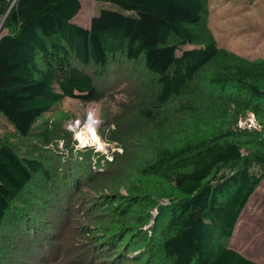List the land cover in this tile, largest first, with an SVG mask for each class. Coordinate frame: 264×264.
I'll return each instance as SVG.
<instances>
[{
  "label": "trees",
  "instance_id": "obj_1",
  "mask_svg": "<svg viewBox=\"0 0 264 264\" xmlns=\"http://www.w3.org/2000/svg\"><path fill=\"white\" fill-rule=\"evenodd\" d=\"M93 1L112 7L100 9L86 29L72 22L79 0H0V117L21 140L41 128L32 136L35 146L66 144L70 135L55 129L66 113L57 111L49 123L46 114L65 98L103 100L100 82L110 65L118 58L140 62L145 79L136 104L121 112L103 140L126 154L138 135L135 144L152 150L153 158L141 171V188L132 181L127 198L114 195L105 208L122 223L112 227L118 231L109 250L130 253L137 227L127 212L144 204L158 210L152 239L161 257L144 262L141 254L127 262L259 264L229 241L264 180V59L220 48L206 25L205 0ZM247 113L259 128L238 125ZM44 159L0 137V232L10 210L20 217L39 202V190L30 188L41 175L58 186L57 215L67 213L68 197L85 172L64 166L56 180L44 164L50 157ZM36 218L43 228V217ZM30 231L37 229L26 224L23 233ZM98 232L107 238L106 230Z\"/></svg>",
  "mask_w": 264,
  "mask_h": 264
},
{
  "label": "rangeland",
  "instance_id": "obj_2",
  "mask_svg": "<svg viewBox=\"0 0 264 264\" xmlns=\"http://www.w3.org/2000/svg\"><path fill=\"white\" fill-rule=\"evenodd\" d=\"M80 1L81 8L75 20L86 25L90 17L97 15L100 9L112 7L109 3ZM205 2L206 25L220 48L250 61L264 59V0ZM1 22L0 19V24ZM88 68L92 73L93 69L90 66ZM104 76L106 78L100 82L105 93L103 100L81 102L65 98L52 112L46 114V121L49 123L53 121L57 111L66 113L65 119L56 121L55 125L56 130L70 135L66 144L58 141L35 146L32 136L37 135V132L41 133V128L33 131L30 138L21 140L0 117V137H7L12 145L32 153L34 157L45 158L43 162L50 157L49 162L44 163L48 166L50 177L59 179L64 166L67 172L73 173L74 171H69L73 164L85 172V181L79 183L68 197L70 207L66 214L57 215L56 207L60 199L58 186L55 189L46 183L45 176L41 175L37 179L30 191L35 188L39 190V202L27 207L20 217L15 214L14 209L9 211L7 223L0 232V264H131L127 260L141 254V261L144 262L149 255L161 257L152 239L155 236L158 210L157 207L150 208L144 204L130 208L127 212V218L137 227L133 233L136 238L130 253L125 254L121 250L117 254L107 246L118 231L112 227L115 225L120 228L122 223L117 222L118 218L108 215L105 208L113 206L111 197L114 195L127 198L126 188L132 181L138 182L136 186L141 188L139 182L144 180L141 178V171L152 161L153 151L135 144L140 142L138 135L131 139L132 146L126 154L122 149H116L115 143L103 140V133L107 134L113 129L121 112L129 111L136 104L137 91L145 79L140 62L118 58L110 65L109 74ZM247 123L248 128H259L252 113H247L238 125L243 128ZM85 126L95 131L99 144L90 139L82 144L78 132ZM52 187L54 190H51ZM159 202L165 203L163 200ZM20 205L23 206L22 203ZM121 205L122 203L118 207ZM37 216L43 217L38 221L45 224L43 228L36 224ZM144 221L146 222L143 223ZM26 224H33L37 232L32 234L30 231L25 235L23 232ZM100 230H106L107 238L98 232ZM33 235L40 240H34ZM39 242L47 245L41 247ZM230 244L245 257L264 264V180L249 197L239 215ZM115 259L117 262L112 263ZM162 264L171 263L163 260Z\"/></svg>",
  "mask_w": 264,
  "mask_h": 264
},
{
  "label": "bare ground",
  "instance_id": "obj_3",
  "mask_svg": "<svg viewBox=\"0 0 264 264\" xmlns=\"http://www.w3.org/2000/svg\"><path fill=\"white\" fill-rule=\"evenodd\" d=\"M88 126H85L80 132H78V137L81 140L82 144L86 143L88 139H90L91 142H95L96 144H99V142L97 141V136L95 135V131L93 129L89 130L90 126L89 127Z\"/></svg>",
  "mask_w": 264,
  "mask_h": 264
},
{
  "label": "crops",
  "instance_id": "obj_4",
  "mask_svg": "<svg viewBox=\"0 0 264 264\" xmlns=\"http://www.w3.org/2000/svg\"><path fill=\"white\" fill-rule=\"evenodd\" d=\"M80 1V0H79ZM93 1V0H92ZM94 2V1H93ZM80 4H81V1H80ZM77 16V15H76ZM75 16V17H76ZM75 17L72 19V22L73 23H75V24H77V25H79V26H81V27H83V28H86V29H89V27H90V22H91V18H92V16L90 17V21H89V23H88V25H86V24H82V23H77L76 22V20H75ZM230 241H231V239H230ZM230 241H229V245H230V247L232 248V246H231V244H230Z\"/></svg>",
  "mask_w": 264,
  "mask_h": 264
},
{
  "label": "water",
  "instance_id": "obj_5",
  "mask_svg": "<svg viewBox=\"0 0 264 264\" xmlns=\"http://www.w3.org/2000/svg\"><path fill=\"white\" fill-rule=\"evenodd\" d=\"M3 21H4V19L2 20V22H1V24H0V30H1V28H2V23H3Z\"/></svg>",
  "mask_w": 264,
  "mask_h": 264
}]
</instances>
